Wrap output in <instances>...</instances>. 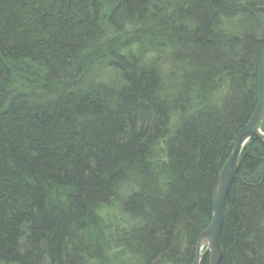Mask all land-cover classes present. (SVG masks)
I'll list each match as a JSON object with an SVG mask.
<instances>
[{"label": "trees", "instance_id": "1", "mask_svg": "<svg viewBox=\"0 0 264 264\" xmlns=\"http://www.w3.org/2000/svg\"><path fill=\"white\" fill-rule=\"evenodd\" d=\"M263 37L264 0H0V264H192ZM242 149L219 264H264Z\"/></svg>", "mask_w": 264, "mask_h": 264}, {"label": "water", "instance_id": "2", "mask_svg": "<svg viewBox=\"0 0 264 264\" xmlns=\"http://www.w3.org/2000/svg\"><path fill=\"white\" fill-rule=\"evenodd\" d=\"M261 49L257 66L255 107L249 120L234 135L231 145L232 150L219 170L218 178L212 190L210 223L204 227L197 237L192 264H201V260L205 255H208L209 264L220 263L223 252L220 247V235L224 219L225 201L232 181L238 172V158L243 150L242 148L252 137H255L264 145V131L262 130V124L264 123V40Z\"/></svg>", "mask_w": 264, "mask_h": 264}]
</instances>
